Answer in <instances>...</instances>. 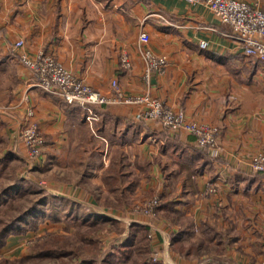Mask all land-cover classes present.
Masks as SVG:
<instances>
[{
	"label": "crops",
	"instance_id": "1",
	"mask_svg": "<svg viewBox=\"0 0 264 264\" xmlns=\"http://www.w3.org/2000/svg\"><path fill=\"white\" fill-rule=\"evenodd\" d=\"M243 1L264 9V0ZM230 33L203 0H0V179L25 171L42 195L100 208V219H120L127 234L152 227L150 250L173 247L179 264H258L264 174L249 161L264 151V61L245 55ZM141 45L165 57L148 80ZM20 50L53 55L105 94L112 79L125 94L148 92L217 126V143L199 147L187 131L138 119L144 105H98L88 121L80 106L36 86ZM27 106L45 134L33 161L18 137ZM153 195L162 201L157 217L128 211Z\"/></svg>",
	"mask_w": 264,
	"mask_h": 264
},
{
	"label": "built area",
	"instance_id": "2",
	"mask_svg": "<svg viewBox=\"0 0 264 264\" xmlns=\"http://www.w3.org/2000/svg\"><path fill=\"white\" fill-rule=\"evenodd\" d=\"M203 1L220 21L229 25L230 35H234L233 37L242 43L245 55L264 61V9L243 0ZM148 38L145 32H141L139 35L141 44L147 42ZM206 43L202 40L199 45L204 47ZM22 44V40H17L13 46L18 48ZM140 53L145 63L143 75L148 80L150 74L160 70L165 62V57L152 53L142 45ZM17 56L19 61L32 71L36 86L48 95L58 97L69 104L80 106L85 111L88 121L96 118L95 108L98 105L109 103L144 105L143 110L137 114L138 119L157 120L170 130L187 131L194 135L199 147H211L216 144L219 135L216 126L189 120L181 108L168 107L148 92L136 95L125 94L117 80L112 79L110 82L111 93L105 94L86 84L51 54L39 52L34 56H29L20 50L17 52ZM129 62L127 55L121 58L123 67H129ZM24 98L26 99V97ZM32 114L33 108L27 106L26 116L28 119L19 129L18 137L26 147L29 159L33 161L40 156L45 134L37 121L29 118ZM249 164L252 171L264 174V151L253 154ZM212 190L213 188L208 185L207 191ZM157 205H159V201L152 200L142 206H137V210L148 214L152 213L154 206ZM259 264H264V259Z\"/></svg>",
	"mask_w": 264,
	"mask_h": 264
},
{
	"label": "rangeland",
	"instance_id": "3",
	"mask_svg": "<svg viewBox=\"0 0 264 264\" xmlns=\"http://www.w3.org/2000/svg\"><path fill=\"white\" fill-rule=\"evenodd\" d=\"M140 119L152 121L151 119ZM209 125L215 126L214 124ZM166 129L172 133L180 131ZM26 166L25 170H27ZM24 177H26L25 171H18L12 180L2 181L3 179H0V235H2L0 264H76L82 258L92 259V264H104L105 254L129 237L130 231L126 233L123 226L126 223H122L120 219L111 218L105 222L106 224L100 225L101 215L98 214L101 211L100 208L94 207V209L88 208L91 210H87L83 203L72 199H69L68 203H61L58 201L59 197L42 195L41 191L37 190L35 182L30 183ZM4 188H7L6 192H3ZM152 200L159 201V205L154 206L152 213L147 214L137 210V206H142ZM161 204V198L153 195L147 199L142 198L132 202L128 211L155 218L158 216ZM87 218L98 220L99 223L91 225ZM12 222L14 224L10 226V230L2 234V229ZM149 230V232L146 231L147 237L152 240L153 228ZM54 234L63 236L60 242L54 243L55 247L62 249L61 254L55 257H36L38 243L45 240L48 235ZM90 236L95 239V242L87 246L97 249L86 248L84 238L87 239ZM152 250L149 257L159 261L160 264H179L180 262L179 252L177 254L171 252L174 250L173 247L170 251L168 249L164 251L161 246L154 247ZM123 263L131 264V261L123 260ZM213 263L206 258L197 261V264Z\"/></svg>",
	"mask_w": 264,
	"mask_h": 264
},
{
	"label": "trees",
	"instance_id": "4",
	"mask_svg": "<svg viewBox=\"0 0 264 264\" xmlns=\"http://www.w3.org/2000/svg\"><path fill=\"white\" fill-rule=\"evenodd\" d=\"M7 189H3V192ZM86 220V218H85ZM89 223L91 225L97 224L100 222V225L106 224L107 219L101 218V220L98 222V220L95 219H89ZM14 223H10L6 225L2 229V234L7 233L10 230V226H12ZM135 235L136 240L132 241V236ZM2 235H0V238ZM63 238L62 235L54 234V235H48L47 238L43 241H40L38 243V250L36 251V257H55L59 256L61 254V248L55 247L54 243L60 242ZM84 242L86 245V248H93L97 249L95 247H89L88 244H94L95 239L90 236L87 239L84 238ZM84 245V247H85ZM96 246V243H95ZM150 246H149V238L147 237V233L145 230H139V232L136 231V229H131L129 237L125 239L120 245H116L112 248V250H109L105 256L103 257L104 264H124L123 260L131 261V264H160L159 261L150 258ZM68 253V252H67ZM92 255V251L90 252ZM92 259H85L82 258L79 261H77L76 264H92Z\"/></svg>",
	"mask_w": 264,
	"mask_h": 264
}]
</instances>
